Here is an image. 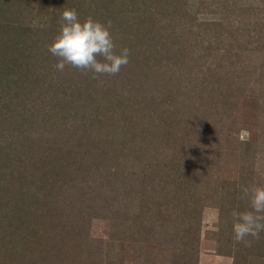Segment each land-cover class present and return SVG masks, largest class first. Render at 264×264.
I'll use <instances>...</instances> for the list:
<instances>
[{
	"label": "trees",
	"instance_id": "trees-1",
	"mask_svg": "<svg viewBox=\"0 0 264 264\" xmlns=\"http://www.w3.org/2000/svg\"><path fill=\"white\" fill-rule=\"evenodd\" d=\"M259 1L0 0V213L11 203L18 208L37 201L38 192L45 208L53 184L82 180L80 187L89 188V177L99 169L120 177L118 182L143 176L153 189L156 174L166 173L162 182L184 195L190 212L182 224L186 264H198L207 206L220 212L219 231L208 233L217 254L231 255L232 213L249 211L242 188L255 180L263 186L264 157L260 144L244 142L243 182L219 188L220 177L213 174L223 154L225 123L215 119L264 74V0ZM66 9H76L80 22L89 16L111 21L116 52L130 49L129 63L117 75L93 79V73L71 66L55 68L58 58L48 47ZM260 90L264 98V80ZM106 134L111 141L99 139ZM111 142L127 150L119 163L125 175L121 166L107 163ZM18 215L19 227L0 237L2 262L15 253L42 254L23 250L21 234L28 227L25 215ZM257 241L255 253L263 256L264 235Z\"/></svg>",
	"mask_w": 264,
	"mask_h": 264
},
{
	"label": "rangeland",
	"instance_id": "rangeland-1",
	"mask_svg": "<svg viewBox=\"0 0 264 264\" xmlns=\"http://www.w3.org/2000/svg\"><path fill=\"white\" fill-rule=\"evenodd\" d=\"M242 2L256 5L260 1ZM252 56L251 53L246 54L247 58L253 59ZM262 80L264 74L255 76L248 89L244 90L240 102L215 119V123H225L220 132L223 154L218 157L213 174V177H220L219 188L222 185L233 187L232 182H243L242 173L246 170H243L240 158L244 142L260 144V155L264 157ZM111 137L106 134L105 137L99 136V139L106 142L111 141ZM115 143L106 144L111 150L106 154L107 163L121 166L119 170L126 174L124 165L119 163L127 150L124 151L122 147L116 149ZM214 146H217V141ZM152 171L156 173L157 167L153 166ZM164 177H167L166 173L156 174V189H153V185L143 176L118 182L120 177H112L106 169H99L89 177V188L80 187L82 180L69 186H63L62 182L53 184V188H50L53 195L47 198L45 208L40 204L42 192H38L37 201L21 207L14 208L15 204H9L8 208L3 209L4 215L0 213V237L9 236L12 225L19 227L18 214L25 215L23 219L28 228L21 234V246L30 252L42 251L39 255L44 262H41L40 256L29 258L28 253L25 255L22 252L15 253L4 262L0 258V264H186L183 251L187 246L183 240L182 224L186 220L185 215L189 216L190 212L182 201L184 195L173 193L175 188L171 182L163 183ZM259 177H262L264 186V172ZM260 183L259 180L249 181L245 187L259 186ZM210 189L215 190V187L210 185ZM57 193L59 195L56 197ZM152 203L155 205L152 206ZM244 205L249 209L250 201ZM92 215L94 218L90 219ZM219 216V209L215 207L207 206L202 210L198 264H264V255L255 253L258 241L251 236L246 237L251 241L250 247L235 243L233 239L231 255L217 254V243L208 233L219 231ZM78 221L80 224H77ZM224 232L227 237L231 234L229 229ZM233 235L230 237L233 238ZM262 235L264 231L260 233ZM26 237H29L28 241Z\"/></svg>",
	"mask_w": 264,
	"mask_h": 264
},
{
	"label": "clouds",
	"instance_id": "clouds-1",
	"mask_svg": "<svg viewBox=\"0 0 264 264\" xmlns=\"http://www.w3.org/2000/svg\"><path fill=\"white\" fill-rule=\"evenodd\" d=\"M61 21V31L48 47L58 58L55 65L58 71L71 66L82 73H93L92 78L96 79L99 75H117L129 63L130 49L125 47L116 52L111 21L105 24L89 16L80 22L76 9H66ZM242 193L241 198L250 201L251 210L233 211V239L250 247L251 241L246 237L259 240L264 231V186L244 187Z\"/></svg>",
	"mask_w": 264,
	"mask_h": 264
}]
</instances>
